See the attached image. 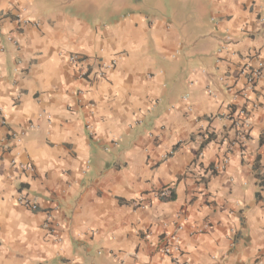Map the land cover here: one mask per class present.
Returning a JSON list of instances; mask_svg holds the SVG:
<instances>
[{
  "label": "crops",
  "instance_id": "crops-1",
  "mask_svg": "<svg viewBox=\"0 0 264 264\" xmlns=\"http://www.w3.org/2000/svg\"><path fill=\"white\" fill-rule=\"evenodd\" d=\"M258 61L264 0H0V264H264Z\"/></svg>",
  "mask_w": 264,
  "mask_h": 264
},
{
  "label": "built area",
  "instance_id": "built-area-1",
  "mask_svg": "<svg viewBox=\"0 0 264 264\" xmlns=\"http://www.w3.org/2000/svg\"><path fill=\"white\" fill-rule=\"evenodd\" d=\"M15 21H16L17 27H22L24 24H26L28 22H32V20L21 17L19 14L16 16ZM5 39L7 41H14V37L11 35H7ZM221 49H224V46H221L218 49V51H220ZM68 59H69V61L77 64V63H80L82 61L84 62L86 60V57L79 55V54H71L68 57ZM115 62H116L115 57H112L109 60H104L101 58L95 59L93 61V65H94L93 68L94 69H91V72L93 73V75L95 77H103L105 75L106 71L115 65ZM263 70H264V61H258L256 63V65L253 67L245 66V67L241 68L239 70V74L244 78L245 85L252 86L256 82V80L260 77ZM84 74L85 73H82V76ZM218 79L220 81H223L224 77L219 76ZM244 95L245 94H243V96ZM184 98H186V96ZM91 105L93 106V103H89L88 106H91ZM230 119H232L233 123L235 125H238V127L241 125L240 127L245 128L248 125V122L246 120L247 119L246 109L244 107L240 108L237 111V117H230ZM1 122L5 123L3 116H1ZM244 133H245V130H242V132L240 133L241 137L244 136ZM14 137H15L16 141L21 140V136H19L17 134H15ZM225 162H226V159L223 160L222 164H224ZM20 167H22L24 170H29V171L32 169V166L30 163L21 164ZM221 167L222 166L218 165V166H215L214 169L218 170ZM171 194H172V190L169 187H162V188L154 190L152 195L154 197H157L160 199H166V198H169L171 196ZM16 201L19 205L27 207L32 211H36L39 209V205L37 204V202L35 200L29 198L25 193H22V194L20 193L17 196ZM133 205L136 207H145L146 206V204L142 198H137V199L133 200ZM52 209L50 208V209L45 210V221H44L45 227L51 232L53 231L52 225L54 222V214H53ZM55 237L57 240H60V237L58 235L55 234ZM158 250L162 255L167 256L176 262L177 261V255L179 254V252L181 250L180 243H179L177 236L175 234H164L163 235V241L161 242L160 246L158 247Z\"/></svg>",
  "mask_w": 264,
  "mask_h": 264
},
{
  "label": "trees",
  "instance_id": "trees-1",
  "mask_svg": "<svg viewBox=\"0 0 264 264\" xmlns=\"http://www.w3.org/2000/svg\"><path fill=\"white\" fill-rule=\"evenodd\" d=\"M209 137H210V136H208V139H209ZM203 144H204V143H202V145H201V146H203ZM256 176H258V177H259V175H258V174H257ZM172 196H173V194H171V196H170V197H172Z\"/></svg>",
  "mask_w": 264,
  "mask_h": 264
}]
</instances>
